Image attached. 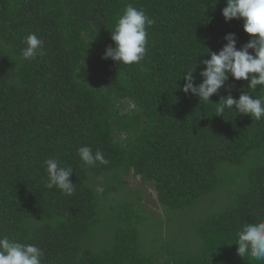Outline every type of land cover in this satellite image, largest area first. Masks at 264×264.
Listing matches in <instances>:
<instances>
[{"label": "trees", "instance_id": "trees-1", "mask_svg": "<svg viewBox=\"0 0 264 264\" xmlns=\"http://www.w3.org/2000/svg\"><path fill=\"white\" fill-rule=\"evenodd\" d=\"M128 4L154 24L144 60L120 66L102 57ZM226 6L0 0V234L41 248L43 264H264L234 245L244 223L264 219V119L217 116L181 90L197 63L202 82L206 48L218 53L228 34L238 50L251 39L243 20L225 21ZM29 33L44 41L35 60L21 57ZM227 88L236 99L264 95L230 77L211 101ZM81 146L109 163L82 164ZM49 158L74 170L72 196L46 187ZM139 181L156 191L161 215L145 207ZM188 222L194 239L181 241L173 229Z\"/></svg>", "mask_w": 264, "mask_h": 264}, {"label": "clouds", "instance_id": "clouds-1", "mask_svg": "<svg viewBox=\"0 0 264 264\" xmlns=\"http://www.w3.org/2000/svg\"><path fill=\"white\" fill-rule=\"evenodd\" d=\"M226 3L227 6L222 10L225 21L243 20L244 32L251 39L238 50L237 37L228 34L225 36L227 43L218 53L205 47L210 59L201 62L204 66V70L199 72L202 82L196 81L195 74L200 66L197 63L198 66L184 72L182 80L185 84L181 90L198 97L200 105L202 102L214 104L220 114L217 116H223L227 110L260 121L264 119V95L253 97L246 92L236 99L231 95V89L227 88L229 94L222 96L219 103H213L210 99L225 88L230 77L236 81H247L248 89L256 91L259 87L260 92L264 93V0H226ZM153 24L154 20L144 10L128 4L111 31L115 47L109 46L102 59H110L120 66L140 64L147 53V29ZM23 43V60H35L46 54L44 41L35 33H29ZM77 155L82 164L89 167H95L97 163H109L102 151L97 149L93 152L89 146L79 147ZM44 166L48 189L56 188L67 196L75 193L76 184L71 179L74 170L71 167L62 166L57 158L45 160ZM96 190L103 191L100 187ZM234 245L238 246V256L264 261V219L244 223L235 233ZM44 255V251L35 244L22 243L0 234V264H43Z\"/></svg>", "mask_w": 264, "mask_h": 264}, {"label": "rangeland", "instance_id": "rangeland-1", "mask_svg": "<svg viewBox=\"0 0 264 264\" xmlns=\"http://www.w3.org/2000/svg\"><path fill=\"white\" fill-rule=\"evenodd\" d=\"M133 183V187H140L143 188L145 190L146 193V202L144 203L145 207L148 209V211H150L153 214L156 215H161L162 214V209L160 208L159 202H158V195L156 194V191L154 190V188L152 186H141V182H132ZM223 197H221L220 199H222ZM218 204V203H215ZM191 225V226H190ZM185 227L187 228L184 231H180V229L178 228H174L173 229V233L178 237V239H180L181 241H185L188 239V241L193 240L194 239V235L192 234V231L194 230L193 228V223L192 222H188L186 223ZM155 234H157V231L154 229ZM152 238V235L150 236Z\"/></svg>", "mask_w": 264, "mask_h": 264}]
</instances>
